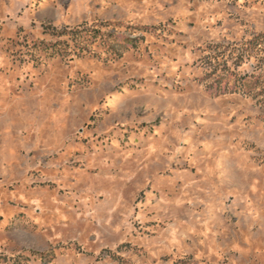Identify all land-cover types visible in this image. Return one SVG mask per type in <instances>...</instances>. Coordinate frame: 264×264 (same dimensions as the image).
Returning a JSON list of instances; mask_svg holds the SVG:
<instances>
[{"label":"clouds","instance_id":"9594fccd","mask_svg":"<svg viewBox=\"0 0 264 264\" xmlns=\"http://www.w3.org/2000/svg\"><path fill=\"white\" fill-rule=\"evenodd\" d=\"M205 15L264 31V0H0V264H172L233 207L221 159L264 153V83L226 105L192 80L210 67L177 72L195 40L158 47ZM238 243L231 264H264V241Z\"/></svg>","mask_w":264,"mask_h":264},{"label":"rangeland","instance_id":"374dc122","mask_svg":"<svg viewBox=\"0 0 264 264\" xmlns=\"http://www.w3.org/2000/svg\"><path fill=\"white\" fill-rule=\"evenodd\" d=\"M200 2L209 3L212 0H186L187 11L197 10ZM203 21L205 27L201 31L200 21L196 16H178L176 20L170 18L160 29L174 38L170 41L165 38L158 46L159 50L167 49L165 54L180 50L188 55L189 47L195 40L196 47L192 49V53L198 52L200 55L177 69L178 74L185 73L183 79L188 78L189 71L197 73L210 67V72L192 75V80L203 84L206 90L215 92L218 98L224 97L226 105L238 104L244 97L260 103L254 92L264 83V73L257 75L254 71L250 76L249 73H240L239 69L246 58H257V64L253 67L257 70L264 68V55L261 54L264 53V31L250 34L244 30L239 33V39H233L235 33L231 32L230 25L224 24L223 19H210L205 15ZM243 23L240 22V28H243ZM190 85L191 81L185 87ZM244 119L251 123V116ZM232 120L235 121L236 117L233 116ZM240 148L243 152L239 156L231 155L221 159V166L224 168L231 169L233 163L239 165L234 172L226 173L230 183L225 191L231 195L225 204L235 202L233 207L222 215L216 214L215 209H212L209 212L210 227L199 226L195 247L191 239H186L180 246L187 249L183 256L172 259L169 255L162 259H172V264H231L230 257H234L235 253L229 249L238 248L239 241L247 243L250 238H254L257 243L264 241V153L256 149L254 141H245ZM254 150L255 154H252ZM244 153L248 155L244 156Z\"/></svg>","mask_w":264,"mask_h":264}]
</instances>
